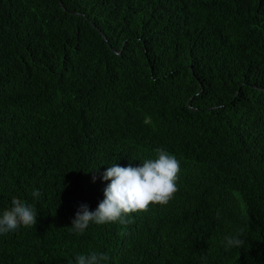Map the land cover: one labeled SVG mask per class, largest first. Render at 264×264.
<instances>
[{
	"label": "trees",
	"instance_id": "obj_1",
	"mask_svg": "<svg viewBox=\"0 0 264 264\" xmlns=\"http://www.w3.org/2000/svg\"><path fill=\"white\" fill-rule=\"evenodd\" d=\"M156 148L174 198L74 234ZM13 197L37 222L0 264H264V0H0V215Z\"/></svg>",
	"mask_w": 264,
	"mask_h": 264
},
{
	"label": "clouds",
	"instance_id": "obj_2",
	"mask_svg": "<svg viewBox=\"0 0 264 264\" xmlns=\"http://www.w3.org/2000/svg\"><path fill=\"white\" fill-rule=\"evenodd\" d=\"M155 154L154 159L143 160L139 167H121L117 164L109 167L102 177L105 181H111L104 189L105 198L95 211H89L87 205H81L71 222V231L81 235L90 223H124L125 217L132 213L146 212L150 205H167L178 191L180 162L175 155L163 148H156ZM31 195L39 198L42 193L33 190ZM37 215L38 212L32 205L13 197L11 207L0 215V235L17 231L21 227H34ZM238 237L239 233L225 237L226 249L241 247L244 241ZM108 260L107 253L97 252L75 257L76 264H101Z\"/></svg>",
	"mask_w": 264,
	"mask_h": 264
}]
</instances>
